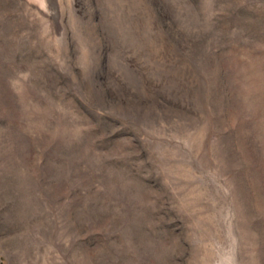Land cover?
<instances>
[{
    "label": "rangeland",
    "instance_id": "1",
    "mask_svg": "<svg viewBox=\"0 0 264 264\" xmlns=\"http://www.w3.org/2000/svg\"><path fill=\"white\" fill-rule=\"evenodd\" d=\"M0 264H264V0H0Z\"/></svg>",
    "mask_w": 264,
    "mask_h": 264
}]
</instances>
